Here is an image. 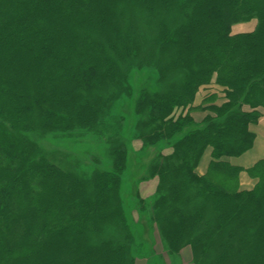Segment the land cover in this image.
<instances>
[{
  "label": "trees",
  "instance_id": "1",
  "mask_svg": "<svg viewBox=\"0 0 264 264\" xmlns=\"http://www.w3.org/2000/svg\"><path fill=\"white\" fill-rule=\"evenodd\" d=\"M121 1L0 0V264H134L142 257L135 253L128 263L111 244L82 246L72 232L90 220L94 200L80 195L74 175L36 157L35 144L13 124L34 114L50 131L101 126L109 120L108 98L96 87L112 69L108 55L122 49L137 59L129 69L151 68L157 76L156 91H145L124 113L145 130L137 154L173 143V152L152 165L160 195L151 212L137 192L127 193L139 203L143 229L134 237L147 264H171L186 247L191 264H264V161L243 168L228 160L254 147L251 126L264 118V0H126L151 16L177 5L185 11L184 24L174 31L161 24L156 38L178 70L171 73L137 28H122ZM251 22V31L234 32ZM212 85L221 90L210 92ZM202 90L209 93L198 102ZM134 138L116 136L114 172L97 175L99 191L123 185ZM207 149L211 160L200 175ZM241 172L257 179L254 188H240Z\"/></svg>",
  "mask_w": 264,
  "mask_h": 264
},
{
  "label": "rangeland",
  "instance_id": "2",
  "mask_svg": "<svg viewBox=\"0 0 264 264\" xmlns=\"http://www.w3.org/2000/svg\"><path fill=\"white\" fill-rule=\"evenodd\" d=\"M117 14L124 30L129 31L135 27L142 33L146 47L150 49L148 51L154 52L159 59L163 60L162 64H166L169 73L178 72L176 68L170 66L172 58L169 55L166 56L164 51L156 45V38L159 31L162 30L161 24L166 25L168 30L174 31L186 22L185 11L180 12L179 5L167 12L162 11L151 16V13L138 2L128 3L123 0L118 6ZM254 26L255 24L252 22L242 23L235 25L233 29L235 33L245 32L251 31ZM91 34L93 36V33ZM108 56V64L112 69L107 72L104 80L100 81L96 87L97 95L104 96L105 99L108 98L106 106L109 112V120L103 121L101 126L90 130L73 125L64 130L50 131L41 127V120L34 114L26 115L27 117L20 120L16 118L13 124L18 126V133L23 131L35 144L34 153L36 157L43 156L64 172L74 175L80 183V195L94 200L95 207L92 210L90 220L77 226L72 232L76 239L82 242V246L85 249H91L102 244H111V248L122 250L125 255L124 261L132 263L131 260L136 253L142 254V257L137 258L134 264H147L143 245L140 247L141 242L134 237L135 230L143 229L140 211H138L139 203L133 202V197L127 193H129L130 188L137 192L140 199L146 203V207L143 204L144 209H147L145 213L151 212L154 198L160 195L157 194L160 177L153 175L152 165L162 161L161 155L166 156L173 152V143L168 142L157 147H150L146 150V156L137 154L138 150L143 149L145 141L139 138V135L143 134L145 130L139 128L138 120L133 117L127 119L124 113L133 111L131 109L132 106L134 107V102L136 103L145 91L150 93L156 91L157 76L151 68L129 69V64L137 60L133 52L128 53V50L122 49ZM220 90L218 86L212 85L210 92H219ZM208 93V91L202 90L198 94L197 101H201L202 96ZM113 94L115 95L113 96ZM111 95L114 101H111ZM215 96L216 102H223L217 100L218 94ZM220 96L222 97L224 94ZM180 111L181 109H178L177 114ZM192 114L198 120L203 117L200 111H193ZM24 128H29V131H24ZM137 131L140 133L138 134ZM119 134L131 138L135 137L129 144L131 150L133 149L129 153L132 163L125 172L123 185H119L118 188L114 187L113 191L101 192L96 187L97 175L103 172H114L113 161H115V157L112 151L118 147L114 142ZM207 151L210 152L209 149ZM208 158L210 162V153ZM204 162L201 166L205 164ZM241 174L240 188H254L257 179L250 177L247 173L243 176ZM201 199H203L202 196L197 197L194 204L201 202ZM122 200H124V204H122ZM143 218L148 219L150 217L146 215ZM146 219L143 221L145 222ZM154 235L156 237L152 236V238L155 239L156 250L160 252L162 249L160 240L162 238L156 232ZM62 249L65 252L68 248L63 247ZM191 256L190 248L186 247L182 251V256L172 254L169 260L171 264H191L189 262Z\"/></svg>",
  "mask_w": 264,
  "mask_h": 264
},
{
  "label": "crops",
  "instance_id": "3",
  "mask_svg": "<svg viewBox=\"0 0 264 264\" xmlns=\"http://www.w3.org/2000/svg\"><path fill=\"white\" fill-rule=\"evenodd\" d=\"M251 129L256 134L254 147L240 157L228 158L231 163L241 166L243 168H249L259 160L264 161V118H261L257 125H252ZM209 153L210 152L208 151L204 153V157H202L201 163L198 166L197 171L200 175H203L207 170V166L209 163ZM202 162L205 163L203 164V166H201ZM244 174H246V172H242L241 175L243 176Z\"/></svg>",
  "mask_w": 264,
  "mask_h": 264
}]
</instances>
